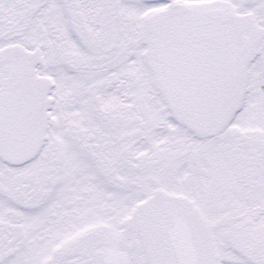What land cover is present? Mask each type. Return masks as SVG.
<instances>
[{
  "label": "snow or ice",
  "instance_id": "snow-or-ice-1",
  "mask_svg": "<svg viewBox=\"0 0 264 264\" xmlns=\"http://www.w3.org/2000/svg\"><path fill=\"white\" fill-rule=\"evenodd\" d=\"M0 264H264V0H0Z\"/></svg>",
  "mask_w": 264,
  "mask_h": 264
}]
</instances>
